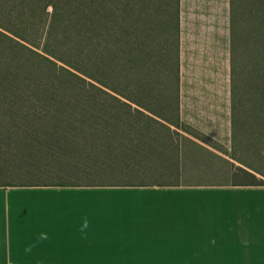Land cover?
Masks as SVG:
<instances>
[{"label": "crops", "instance_id": "obj_1", "mask_svg": "<svg viewBox=\"0 0 264 264\" xmlns=\"http://www.w3.org/2000/svg\"><path fill=\"white\" fill-rule=\"evenodd\" d=\"M169 8L177 120L155 118L165 129L126 170L149 180L0 187V264H264V186L247 185L264 171L229 156L264 150L234 75L232 0Z\"/></svg>", "mask_w": 264, "mask_h": 264}, {"label": "trees", "instance_id": "obj_2", "mask_svg": "<svg viewBox=\"0 0 264 264\" xmlns=\"http://www.w3.org/2000/svg\"><path fill=\"white\" fill-rule=\"evenodd\" d=\"M165 1L166 9L157 4L153 10L151 0H0V146L7 141L23 145L17 155L36 169L42 165L29 158L70 161L78 137L84 148L103 150L105 158L134 161L138 145L150 139L152 125L164 128L155 118L165 123L177 120V60L168 52L171 46L176 51L177 14ZM257 19L259 53L264 49L259 40L261 29L264 39L260 11ZM158 38L164 44L156 54ZM40 41V53L20 44L38 47ZM18 46L45 62L46 69L39 72L31 60L23 61ZM254 70L264 76V70L255 66ZM263 83L255 84L259 92ZM259 126L260 139L264 123ZM93 131L96 143L90 140ZM104 185L0 183V187ZM247 185L264 182L253 178Z\"/></svg>", "mask_w": 264, "mask_h": 264}, {"label": "rangeland", "instance_id": "obj_3", "mask_svg": "<svg viewBox=\"0 0 264 264\" xmlns=\"http://www.w3.org/2000/svg\"><path fill=\"white\" fill-rule=\"evenodd\" d=\"M151 2L153 10L156 9L157 4L158 8L161 10L166 9L168 5L167 1L165 0H151ZM232 7L233 40H236V42L233 44V48L235 46V50L237 51L236 59L233 60V63L235 64L234 75L235 79H237L236 82L240 81L242 97L244 100L249 101L246 103L245 110L247 111L251 121L254 122L253 128L257 130L260 128L259 125H261V121L264 123V90L261 88V91L259 92L260 87L255 85L258 84L262 86V83L264 82V76L258 77L259 75H256L254 70V66L256 69L260 68L261 70H264V49L262 51L260 49V52L257 53L258 37L256 34V27L259 22L257 19L258 11H260L264 21V0H232ZM47 11H49V9H47ZM160 21L163 22V20ZM161 38H158L157 43L154 44L156 45V54L160 53L161 48H163L164 41L161 42ZM259 40H261V44L264 46L262 29ZM20 44L36 53H40L41 41L39 42L38 47H31L30 45L23 42H20ZM15 48L21 54L19 57L22 58L23 61L28 59L31 60L39 72H43L46 69L47 64L34 57L26 49L19 46ZM169 50L172 51V47H170ZM255 52L257 53L256 57ZM29 62H27L28 65ZM250 65L251 69H249ZM56 66H60L59 63H56ZM56 68L57 67L54 69L57 71ZM42 77L44 80L48 79L45 73L42 75ZM233 120L237 122L239 118L233 115ZM95 133L97 132L93 131L90 134V140L93 143H96ZM13 139L17 140V138ZM258 139L259 137L256 136V143L260 142ZM263 139L264 135L263 138L261 137L262 143H264ZM84 145L85 144L80 142V137H78L77 149L75 150L73 156L71 155L68 157L70 161L59 159L56 156H46L45 158H36L35 160L34 158H29L30 162H33L32 164L42 165L41 168L48 171L43 172L42 169H36L33 167L34 165L31 166L30 163H27L28 160L25 158L27 160L26 162L24 156L17 155L23 152V145L19 143L13 144L7 141L0 146V183L76 181L81 183L90 182L119 184L129 181L143 182L145 180H149L140 175L137 176L135 173L129 174L126 171L127 165L133 162L131 159H125L123 162L119 163L113 158H105L103 150L100 148H84L86 147ZM237 151L238 145L233 143L231 154H229V156L238 162H244L248 166H252V168L255 167L259 171H264V150L260 151L263 156L256 161L255 158H252L251 156L238 158L236 156ZM104 158L106 159L105 162L103 160ZM58 163H61L65 166H57L56 164ZM256 232H262V228L256 227Z\"/></svg>", "mask_w": 264, "mask_h": 264}]
</instances>
